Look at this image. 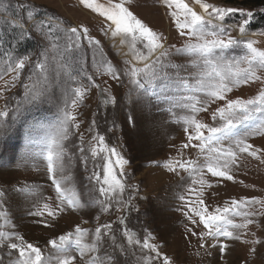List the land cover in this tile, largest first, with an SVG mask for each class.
<instances>
[{
  "label": "rangeland",
  "instance_id": "obj_1",
  "mask_svg": "<svg viewBox=\"0 0 264 264\" xmlns=\"http://www.w3.org/2000/svg\"><path fill=\"white\" fill-rule=\"evenodd\" d=\"M239 1L202 0L237 9L222 21L213 16L205 25L211 33L219 24L235 40L222 52L224 62L234 66L225 81L230 90L221 98L212 95L220 91L226 71L219 61L221 50L190 51L186 44L197 41L190 29L178 26L177 19L182 22L184 16L167 0H0V111L7 112L0 116V211L7 213L0 218V232L23 236L39 247L41 264H60L67 256L74 257L70 264H264V104L259 102L264 68L253 61L256 78H251L243 59L248 41L264 50V7ZM184 2L209 19L196 0ZM114 4H123L155 32L163 48L149 54L148 40L139 33L136 40L131 34L114 35V23L96 7ZM247 12L251 15L240 32L234 26ZM22 60L24 67L17 68ZM145 63L150 71L130 75ZM235 99L257 103L236 110L228 124L217 110ZM66 113L74 119L68 121L67 138L61 139ZM190 118L222 130L203 128L204 138L196 139ZM100 136L127 160L123 170L114 155L101 151ZM243 140L257 155L239 151L236 143ZM229 148L235 153L227 168L232 180L208 170L217 150ZM49 151L54 173L48 171ZM109 159L125 187L105 194L101 189L108 187L104 167ZM213 166L224 170L222 161ZM53 179L61 186L64 204ZM70 199L75 206L67 203ZM200 208L226 219L206 226L193 210ZM225 208L230 211L224 213ZM246 219L252 223L244 226ZM76 225L86 231L77 233ZM216 228L233 236H208ZM69 233L63 248L49 243L59 244V236ZM128 236L140 243L129 244ZM145 240L155 248H144ZM82 246L95 250L84 248L82 254ZM0 258L4 264L20 259L17 250L6 247L0 248Z\"/></svg>",
  "mask_w": 264,
  "mask_h": 264
},
{
  "label": "snow or ice",
  "instance_id": "obj_2",
  "mask_svg": "<svg viewBox=\"0 0 264 264\" xmlns=\"http://www.w3.org/2000/svg\"><path fill=\"white\" fill-rule=\"evenodd\" d=\"M87 2V0H85ZM167 2L170 5H175L176 8L181 12L184 16L183 21L181 22L179 19H177V24L178 26L183 30V29H190L191 31L189 32V35L194 37L196 39V43H191L189 42L186 44V47L190 51H199L202 54H213V50L215 49H220L221 54L219 56V61L222 62V66L226 71L221 75V85H220V91L218 92H213V96H219L222 98V94L224 91L230 90L228 89V84L225 82L227 81L228 77L231 75V68L234 66L231 62H224L225 57L222 55V52L224 49L230 47L234 42V37L231 36L228 33V29L221 26V25H215L216 31H213L209 33L206 31V23L211 24L212 23V17H216L218 20H223L225 15L232 11H237V9L233 8H220L216 7L214 5L208 4V3H203L202 0H196L197 4H200L204 11L208 13L209 19L205 21V17L198 14L196 11H194L192 8L188 6L187 3L184 2V0H167ZM98 11H102L103 14L107 17L108 20L112 21L115 25V32L113 33L114 35L116 33H125V34H131L133 39L136 40L139 37H145L148 40V51L149 54L163 48V45L158 43L159 37L155 32H153L150 28L146 27L144 23L138 19L131 11L128 10L123 4H114L112 5L111 8H102L100 5H96ZM209 9H211V12H209ZM28 17L32 16V12H28ZM173 16H177V12L172 13ZM251 15L250 12L245 13V19L238 25L234 27H238V30L240 32H243L246 28V25L248 23V17ZM203 25V26H202ZM41 25L37 24L35 26V29H40ZM73 32L76 31L74 28L72 30ZM137 33H139V37H137ZM211 37V38H209ZM98 44L99 41H96ZM246 48L248 49V55L245 56L243 59L245 62H247L250 66V68L247 70L251 72V65L253 61L257 62V67L259 68H264V50H260L257 47L253 46L252 41H248L246 44ZM142 60L147 61L148 57L146 56H140L139 57ZM238 63V62H237ZM17 68H23L24 67V61L22 60L19 64L16 66ZM152 66L148 63H145V67L143 69L140 68H135L132 69L130 75L132 77H136L138 74L141 72H148ZM109 71H112L113 78L116 79L118 78L116 76L115 70L109 66ZM239 75V73H237ZM251 78H256L255 77V72H251ZM248 77L244 78V82H247ZM133 82H136V80H133ZM82 95V93L77 90V96L79 97ZM115 100V93H112L111 101L114 103ZM259 102L261 104H264V92L260 94L259 97ZM76 101L73 100V104H75ZM257 101L256 100H241V99H235V100H229L228 104L225 108L218 109L217 111L219 112L220 116L228 123L231 124V119L230 117L236 110H242L246 111L250 106L256 105ZM7 114L6 111H0V116H5ZM66 120H65V127L63 129V135L61 136V139H66L67 138V124L68 121L73 120L74 117L70 113H66ZM188 123H191L195 129H196V135L194 138L202 140L204 138L203 133L201 132V129L203 128H208L209 133H219L221 132L220 127H209L206 124H202L199 121L195 120L194 118H190ZM193 137H189V139H192ZM100 144H101V151H109L111 155H114L116 157L115 163L118 164L123 170L124 165L127 164V160L124 159L118 152H116L115 148L108 149L107 145L104 144L105 137L100 136L99 138ZM54 144H58L57 141H53ZM203 147V145H201ZM237 148L239 149L240 152L244 153H249L252 156L257 155L256 150L252 149V146L250 144H247L245 140L239 141L236 143ZM187 147V145H185ZM95 149L93 150V155H95ZM235 156V153L229 148L223 150L221 152L220 150H217L216 154L214 155V162H211L208 164V170L215 176L219 177H226L228 180H232L233 177L228 175L227 168L229 164L232 162V158ZM57 161H60L62 159V150L60 153H58L55 157ZM48 171L50 173H54L56 169L53 166V153L52 151H49L48 154ZM223 162V169L220 170L218 167L213 166L214 163L219 164ZM169 168L173 169L175 168L174 164H169ZM180 167H184V165L181 163ZM60 170L62 171L63 165H59ZM104 183L108 185L107 188H102L101 191L107 194L108 191H112L114 189H119L120 191L124 190V183L121 182V180L115 175L114 167H113V162L111 159L108 160V163L104 167ZM53 183L56 186V191L58 195L61 198V204L65 203V199L63 197V193L61 191V186L59 182L56 179H53ZM129 187H133L130 185ZM3 195V192L0 191V196ZM253 202L255 200L253 199ZM67 203L71 206L76 205L75 200H68ZM131 204V198L126 202V205ZM233 204L239 208L240 203L237 201H233ZM3 201H0V208H3ZM47 208V206H45ZM104 211H107L108 209L105 208L103 209ZM197 215H199L200 219L202 222L205 223V225H211L214 224L216 221H221L225 220L226 217L221 214H206V209L200 208V209H193ZM229 208L223 209L224 213L229 212ZM52 213L49 212V215ZM7 215L6 211H0V218L5 217ZM34 215H43L42 212H36ZM248 215H251V213H246L245 216L247 217ZM120 223H124L123 219H121ZM229 224L232 222L229 220ZM252 223L251 220H247L244 224V226H247V224ZM234 227H240L241 225H233ZM86 229H82L80 225H76V232L82 234L85 232ZM97 239H99V235L101 233V228L97 227L95 229ZM127 235V234H126ZM208 236H225V237H232L233 233L232 231H229L227 229H220L216 228L214 231H210L208 233ZM71 237V234H66V235H61L59 236V241L60 243L57 244L56 240H51L49 243L52 244L53 247L57 248H63V242L66 241ZM15 239L18 242H11L9 243V240ZM114 242H115V237H113ZM128 243H136L139 244L140 240L136 239L135 241L131 236L127 237ZM79 243V241H78ZM8 248L11 250H17L19 253L20 259L14 262V264H41L42 262V250L35 246L32 243H28L25 241L23 236H17L14 233L13 234H5L3 232H0V248ZM143 247L148 249V248H155V245L149 244L147 240L144 241ZM225 246H221V251L224 250ZM84 248H87V246H82V254L84 251ZM93 248H87L88 252L94 251ZM7 255H11L10 252L6 253ZM74 259L72 256H67L64 259L60 261V264H70L71 260ZM165 261H167V257H165ZM0 264H4V260L0 258ZM12 264V262H10Z\"/></svg>",
  "mask_w": 264,
  "mask_h": 264
},
{
  "label": "trees",
  "instance_id": "obj_3",
  "mask_svg": "<svg viewBox=\"0 0 264 264\" xmlns=\"http://www.w3.org/2000/svg\"><path fill=\"white\" fill-rule=\"evenodd\" d=\"M239 3L250 7H264V0H240Z\"/></svg>",
  "mask_w": 264,
  "mask_h": 264
}]
</instances>
